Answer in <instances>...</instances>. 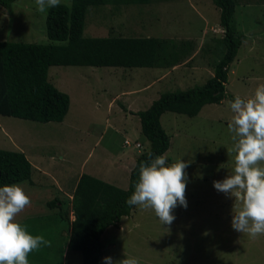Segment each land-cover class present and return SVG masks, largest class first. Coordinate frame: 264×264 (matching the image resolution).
<instances>
[{"label":"rangeland","instance_id":"374dc122","mask_svg":"<svg viewBox=\"0 0 264 264\" xmlns=\"http://www.w3.org/2000/svg\"><path fill=\"white\" fill-rule=\"evenodd\" d=\"M61 2L71 5L72 0ZM238 3L235 20L244 40L230 65L227 89L247 99L264 84V0ZM48 10L37 11L35 0H16L10 8L0 5V40L55 42L47 35ZM83 35L108 40L105 54L117 51H111L107 66L49 68V81L71 97L63 122L0 115V148L23 149L34 166L32 180L16 183L31 203L15 221L50 242L29 253V264H82V252L68 249L78 177L90 173L128 188L130 168L151 145L136 112L163 92L188 89L212 77L224 52L225 31L213 0H154L145 5L90 6ZM161 39L180 45L179 63H157ZM230 102L226 98L206 104L196 116L163 114L171 139L166 166L181 160L188 165V206L173 210L176 219L169 226L154 210L135 205L131 214L103 233L102 264L104 257H131L138 264H264V234L251 238L234 230L233 207L236 204L238 211L242 204L213 185L235 167V153L228 154L233 147ZM56 197L69 220L62 216L60 203L50 207Z\"/></svg>","mask_w":264,"mask_h":264},{"label":"trees","instance_id":"16d2710c","mask_svg":"<svg viewBox=\"0 0 264 264\" xmlns=\"http://www.w3.org/2000/svg\"><path fill=\"white\" fill-rule=\"evenodd\" d=\"M15 1L0 0V5L10 8ZM152 1L72 0L71 5L61 2L58 7L48 10L46 20L47 35L55 42L0 40V115L44 123L62 122L69 113L71 97L49 81V68L54 65L107 66L111 63V51L116 50L114 48L105 54L108 40L83 35L90 6L145 5ZM213 1L220 9V24L225 31L224 52L215 65L213 76L201 85L163 92L148 108L136 112L142 133L151 145L137 157L130 172L128 188H121L90 173H82L77 181L71 208L75 219L71 221L68 249L82 252V264H102V235L109 226L118 224L123 216L131 214L135 205L128 206L126 200L135 191L140 164L148 159L149 152L154 158L168 151L171 139L161 121L163 114L172 111L196 116L206 104L220 103L226 98L234 101L236 97L228 91L227 82L230 65L244 40L235 20L239 3L238 0ZM181 46H186V43ZM179 48L180 45L172 39H161L156 52L157 63L162 66L179 63ZM33 168L25 152L0 148V187L32 180ZM59 203L62 211L63 202L58 197L49 205L54 207ZM61 214L70 219L66 211Z\"/></svg>","mask_w":264,"mask_h":264},{"label":"clouds","instance_id":"9594fccd","mask_svg":"<svg viewBox=\"0 0 264 264\" xmlns=\"http://www.w3.org/2000/svg\"><path fill=\"white\" fill-rule=\"evenodd\" d=\"M37 11L58 7L61 0H35ZM234 114L228 124L235 153L232 174L213 182L218 192H223L242 207H233L232 228L251 238L264 234V84H260L254 96L244 99L237 95L230 102ZM166 155L148 159L139 167V179L135 191L126 200L128 206L137 205L152 209L163 225H171L176 217L177 206L187 208L186 173L188 166L183 160L166 166ZM31 201L18 184L0 187V264H29L28 255L41 245L50 246L43 236L31 235L24 226L15 221ZM105 264H138L135 258L127 257L114 261L104 257Z\"/></svg>","mask_w":264,"mask_h":264},{"label":"crops","instance_id":"0c3cea01","mask_svg":"<svg viewBox=\"0 0 264 264\" xmlns=\"http://www.w3.org/2000/svg\"><path fill=\"white\" fill-rule=\"evenodd\" d=\"M65 120V119H64ZM63 120V121H64ZM62 121V122H63ZM61 123V122H60ZM4 127V129H5V131H7L6 129H8V127L7 128H5L6 126H3ZM9 131H12V129H10V127H9V129H8ZM4 131V130H3ZM4 131V132H5ZM22 151L24 152V150L22 149ZM25 154H26V152H25ZM120 155H122V154H120ZM120 160V159H119ZM120 161H122V160H120ZM135 162H136V160H135ZM134 165H135V163H134ZM134 167V166H133ZM133 167H131L130 169H132ZM43 168H46L45 166L43 167ZM131 171V170H130ZM42 173H44V174H48V173H46V172H43L42 171ZM46 176V175H45ZM80 177V176H79ZM79 177H78V179H79ZM78 179H77V181H78ZM77 181H76V183H75V185H74V188H75V186H76V184H77ZM74 188H73V191H74ZM72 195H73V193H72Z\"/></svg>","mask_w":264,"mask_h":264},{"label":"built area","instance_id":"2783aa9c","mask_svg":"<svg viewBox=\"0 0 264 264\" xmlns=\"http://www.w3.org/2000/svg\"><path fill=\"white\" fill-rule=\"evenodd\" d=\"M130 141H129V139H127L126 140V143H129ZM141 144L140 143H138V146H140Z\"/></svg>","mask_w":264,"mask_h":264}]
</instances>
